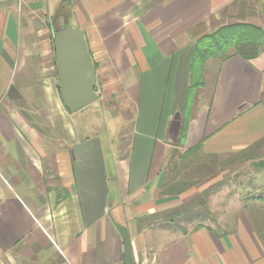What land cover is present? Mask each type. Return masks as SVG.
<instances>
[{
	"label": "crops",
	"instance_id": "obj_1",
	"mask_svg": "<svg viewBox=\"0 0 264 264\" xmlns=\"http://www.w3.org/2000/svg\"><path fill=\"white\" fill-rule=\"evenodd\" d=\"M70 6L97 90L121 92L134 105L130 138L127 148L112 141L110 154L85 107H64L54 37L44 26L22 24L0 0V264H123L110 216L128 228L134 260L264 264V51L252 59L236 52L201 59L197 52L205 29L238 22L264 28V0ZM195 147L197 158L259 153L247 162L254 175L243 188L258 191L241 199V187L217 217L177 223L185 210L171 219L170 209L188 196L163 192V184L179 183L165 178Z\"/></svg>",
	"mask_w": 264,
	"mask_h": 264
},
{
	"label": "rangeland",
	"instance_id": "obj_2",
	"mask_svg": "<svg viewBox=\"0 0 264 264\" xmlns=\"http://www.w3.org/2000/svg\"><path fill=\"white\" fill-rule=\"evenodd\" d=\"M55 1L57 2L55 3ZM5 2L9 7L15 8V13L22 24L32 22L35 29L39 26H44L47 28L45 30L48 31V35L54 38L58 36L62 27L71 26L73 23L76 24V20L72 18L70 0H5ZM221 26L210 30L205 29L199 36L197 41L200 44L197 47L199 48V54L202 52L206 53L205 51L209 46L208 41L210 37ZM232 52H235L234 48H229L226 54ZM102 79L99 81H102ZM108 79H111V77L109 76ZM98 85V90L96 88L98 94L97 101L82 109L83 111L81 112L88 113L86 122L93 121L98 124L96 129L103 136L102 139L105 142V147L111 154L110 143L112 141L114 145L119 141L123 148H127L132 128L134 105L132 102L129 103L126 100V96L121 92L115 91L107 93L100 84ZM92 128L96 131L95 127L92 126ZM92 128L90 131H92ZM259 157L260 154L255 151H248L243 156L238 154L232 157L222 158L209 156L197 158L195 156H188L181 159L179 157L177 159L178 161L175 160L171 166L170 174L168 173L169 179L171 176H176V180L179 183L173 186L172 184H163L162 191H168V193L178 196L187 195L188 197L184 199V203L176 212L174 211L175 207L170 209V215H178L177 213L181 212L184 208V210L200 212V216L198 215V217L207 216L213 218L217 217L216 214L225 207L224 205L230 203L232 196L235 193L237 194L241 187L242 192L240 193L239 191L238 193L241 199L246 198L248 195H255V192L258 191L257 188L249 187V190L243 188L244 186L247 187L250 185L254 175L253 172L246 171L249 170L246 166L248 160H254ZM109 166L111 167V165ZM226 168L229 170L222 174ZM104 178L106 184H114V180L113 182H107L106 175H104ZM227 181L230 183L245 182L248 184H224ZM184 216L175 221L180 223L182 221L181 218L183 219ZM175 218H178V216H175Z\"/></svg>",
	"mask_w": 264,
	"mask_h": 264
},
{
	"label": "water",
	"instance_id": "obj_3",
	"mask_svg": "<svg viewBox=\"0 0 264 264\" xmlns=\"http://www.w3.org/2000/svg\"><path fill=\"white\" fill-rule=\"evenodd\" d=\"M56 71L60 96L69 112H76L98 98L96 92V67L91 61L82 32L71 26L62 27L54 38ZM178 122L173 121L170 134L176 140ZM121 240L123 264H134L128 228L111 216Z\"/></svg>",
	"mask_w": 264,
	"mask_h": 264
},
{
	"label": "trees",
	"instance_id": "obj_4",
	"mask_svg": "<svg viewBox=\"0 0 264 264\" xmlns=\"http://www.w3.org/2000/svg\"><path fill=\"white\" fill-rule=\"evenodd\" d=\"M208 43L209 46L206 48V53L202 52L199 54V48H197V52L201 59L210 56L224 58L228 55L226 54V51L229 48H234L235 52L240 54L245 59H252L264 51V28L246 22L225 24L222 25L219 30L210 37ZM198 45L200 44L197 42V47ZM197 149L198 148L195 147L184 152L180 156L181 159L188 156H194V152H196L195 150ZM165 179L168 180V175ZM171 179L175 180L176 176H171ZM173 185L174 184H172V186ZM184 215L182 216L188 217L192 215L193 217H198V215L200 216V212L185 210ZM175 216L176 214L168 215V217L171 219Z\"/></svg>",
	"mask_w": 264,
	"mask_h": 264
},
{
	"label": "built area",
	"instance_id": "obj_5",
	"mask_svg": "<svg viewBox=\"0 0 264 264\" xmlns=\"http://www.w3.org/2000/svg\"><path fill=\"white\" fill-rule=\"evenodd\" d=\"M135 264H151V261L149 260L147 255H144L142 257H139L135 260Z\"/></svg>",
	"mask_w": 264,
	"mask_h": 264
}]
</instances>
